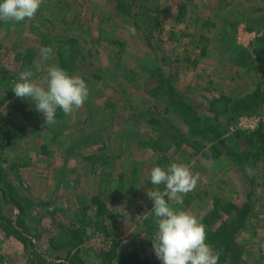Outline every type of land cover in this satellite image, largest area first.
Masks as SVG:
<instances>
[{
	"label": "rangeland",
	"instance_id": "obj_1",
	"mask_svg": "<svg viewBox=\"0 0 264 264\" xmlns=\"http://www.w3.org/2000/svg\"><path fill=\"white\" fill-rule=\"evenodd\" d=\"M141 2L143 8L133 6L128 15L119 16L111 0H43L32 20L15 27L0 21V131L23 133L3 154L8 162L3 161L5 183L4 178L0 181V264H71L73 255L77 264H119L115 254L132 251L142 264H161L152 248L156 217L145 216L154 207L147 192L156 190L151 169L171 163L188 164L199 181L194 191L169 201L170 207L202 222L218 199L217 225L228 217L227 204L221 205L225 199L237 206L251 201L246 226L236 240L245 264L264 255V158L252 162L247 155L251 147L235 134L264 124V105L234 121L225 115L217 121L224 125L226 143L248 157L243 166L251 167L249 175L226 156H201L198 145L191 143L213 142L190 138L177 108L153 77L160 68L175 88L176 99L210 117V99L220 93L243 95L256 82L263 84L264 44L257 45L256 37L264 31V0ZM181 4L186 9L178 21ZM146 14L157 18V26L145 20ZM233 44L249 50L251 58L243 56L246 66L236 63ZM42 46L53 47L51 60H43ZM63 54L71 59L70 75L85 81L89 97L70 115L57 109V123L49 125L34 101L14 94L13 81L26 69L35 72L37 64L41 71L32 79L42 78L48 66H60ZM150 117L168 123L155 128ZM177 132L182 136L172 140L170 148L155 151L145 144L149 138L151 143L158 139L156 146L164 147L169 134ZM60 158L68 162L62 164ZM96 194L116 220L105 219L98 230L87 226L75 244L67 236L68 227L80 225L75 211L83 213L81 203ZM9 195L19 201L22 213ZM95 211L92 206L84 213L94 221Z\"/></svg>",
	"mask_w": 264,
	"mask_h": 264
},
{
	"label": "trees",
	"instance_id": "obj_2",
	"mask_svg": "<svg viewBox=\"0 0 264 264\" xmlns=\"http://www.w3.org/2000/svg\"><path fill=\"white\" fill-rule=\"evenodd\" d=\"M141 1L142 0H111L115 15L119 16L128 15L133 6L143 8L144 2ZM185 9L186 7L184 4L179 5L178 15L176 17L178 21L182 18ZM146 18L152 20L153 26H157V18L155 19L149 15L145 17V20ZM256 44L263 46L264 31L261 35L256 37ZM232 48L236 52V63L246 66V60L243 59V56L246 55L248 59L251 58L249 50L245 47L235 44L232 45ZM201 52L205 53L204 49H202ZM68 53V56L71 57L73 51L69 50ZM68 56H65L64 54L61 55L60 67L65 69L70 75L73 67L71 65V59ZM193 63H195V61H193ZM247 68L250 69L252 67L249 66ZM153 73V77L157 83V88L163 90V92L166 93L172 100V105L173 107L177 108L176 112L178 113L179 118L183 120V123L188 128L190 138L193 139L194 137L199 136L206 141L213 142V144L209 146H205L197 141H193L191 143L192 146L198 145V150L201 149L200 154L203 158L215 160L223 155L234 164H237L241 167L244 163L243 159H247L250 155L252 162H257L259 159L264 158V124L260 123V125L251 132L237 130L235 133L240 138L245 139L247 144L251 147V152H247L248 157L245 158V153L236 151L231 145L226 143L223 137L225 132L224 125L217 122L220 115H225L227 118L226 120L230 122L236 120L241 115L255 113L259 108H261V106L264 105V83L262 84V81L256 82L254 89L246 92L243 95L235 96L233 94L220 93L216 97L210 99L208 101V110L214 112L213 117H210L196 112L192 103L185 102L182 98L176 99L175 88L173 87L170 79L163 74L160 68H155ZM148 122L155 128L163 127V125L168 123L167 121L163 122L162 119L156 117H150ZM181 134L182 133L178 132L175 134H169L170 140L166 142L164 147L156 146L158 139H155V141L151 143L152 139L149 138L145 144L149 143L148 145L151 146L152 150L160 151L163 148H170L172 140L176 139L178 136H182ZM22 136L23 133L19 129L12 130L6 128L4 131H0V181L4 178V176H7L6 169H4V162H8L7 156L5 155L6 157H4L3 155L5 154V149L10 142L20 139ZM176 143L179 144V142ZM88 158L91 157L89 156ZM8 166L12 167L13 164L9 163ZM119 178L121 179L122 177ZM6 185H9V183L6 182ZM4 193L6 194V192ZM79 199L80 198L78 197V201ZM11 200H13V203L19 204V212L22 213L23 208L20 207L19 201L15 200L14 198ZM215 201L216 202L213 205V209L201 218L207 232L206 242L211 244L215 250H219L222 253L219 258V264H245V258L243 257L242 252L243 247L237 242L236 239L238 233L246 226V220L250 215L253 203L247 200L241 206H237L231 201H227L225 199V203H222L221 205L227 204V207H225L224 211L228 217L216 225L217 220L221 217L219 215L220 206L218 205L219 202H217L218 199ZM92 206L95 207L96 210L94 213V221H90L89 217H87L84 213L87 208ZM81 208L83 213H79L78 210L75 211V217L80 220V225L77 227H68L67 236L72 239L75 244L81 242V238L84 236L85 228L87 226L92 227L93 230H98L101 228V226L104 227L103 224L105 223V219H108L111 222L116 220L114 213L107 208L104 201L97 194L90 198L89 203H81ZM62 233L64 234L65 232ZM74 256L75 255L71 257V264H77ZM115 256H118L119 264H142L143 262L133 251L124 255L115 254ZM66 257H68V253L66 254L65 258ZM253 264H264V255H261L255 259Z\"/></svg>",
	"mask_w": 264,
	"mask_h": 264
},
{
	"label": "clouds",
	"instance_id": "obj_3",
	"mask_svg": "<svg viewBox=\"0 0 264 264\" xmlns=\"http://www.w3.org/2000/svg\"><path fill=\"white\" fill-rule=\"evenodd\" d=\"M43 0H0V21L17 23L35 18ZM40 54L44 61L53 58L54 49L42 46ZM41 65L35 66V72L26 69L13 81L12 91L21 99L35 102L36 111L44 115L45 123H57V109L67 116L80 109L89 97V88L85 81L69 73L58 64L46 68V75L32 79ZM249 175L250 166H245ZM150 181L156 190L148 191L147 196L154 201L150 213L156 217L158 231L153 238V251L161 264H219L222 254L207 243L205 225L195 216L184 210L170 207L169 201L181 199L196 189L199 175L194 174L185 163H171L167 167L155 166L150 172ZM164 185V190L159 186ZM167 197V200L165 199Z\"/></svg>",
	"mask_w": 264,
	"mask_h": 264
},
{
	"label": "crops",
	"instance_id": "obj_4",
	"mask_svg": "<svg viewBox=\"0 0 264 264\" xmlns=\"http://www.w3.org/2000/svg\"><path fill=\"white\" fill-rule=\"evenodd\" d=\"M260 35H261V34H260ZM257 36H259V35H257ZM71 150H72V149H71ZM69 152H70V150L68 151V153H69ZM64 159L66 160V162H68V161H67V158H64ZM64 159H61V158H60V160L62 161V162H61L62 164H63V162H64ZM67 165H68V163H67ZM63 166H66V163H65Z\"/></svg>",
	"mask_w": 264,
	"mask_h": 264
}]
</instances>
